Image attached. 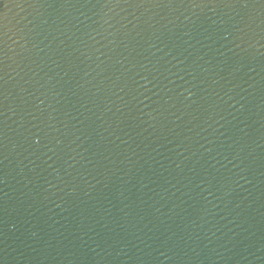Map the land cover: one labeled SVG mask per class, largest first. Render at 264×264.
<instances>
[{
	"label": "water",
	"instance_id": "water-1",
	"mask_svg": "<svg viewBox=\"0 0 264 264\" xmlns=\"http://www.w3.org/2000/svg\"><path fill=\"white\" fill-rule=\"evenodd\" d=\"M0 264H264V0H0Z\"/></svg>",
	"mask_w": 264,
	"mask_h": 264
}]
</instances>
